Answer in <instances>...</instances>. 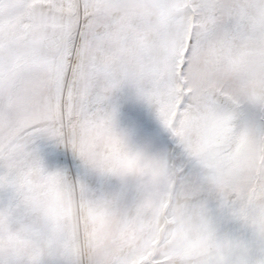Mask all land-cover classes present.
<instances>
[{
	"label": "snow or ice",
	"instance_id": "snow-or-ice-1",
	"mask_svg": "<svg viewBox=\"0 0 264 264\" xmlns=\"http://www.w3.org/2000/svg\"><path fill=\"white\" fill-rule=\"evenodd\" d=\"M0 264H264V0H0Z\"/></svg>",
	"mask_w": 264,
	"mask_h": 264
}]
</instances>
